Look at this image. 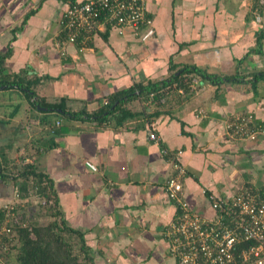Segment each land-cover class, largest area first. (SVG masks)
<instances>
[{
	"label": "crops",
	"instance_id": "0c3cea01",
	"mask_svg": "<svg viewBox=\"0 0 264 264\" xmlns=\"http://www.w3.org/2000/svg\"><path fill=\"white\" fill-rule=\"evenodd\" d=\"M253 5L146 0L150 34L99 32L80 48L61 46L65 0H0V70L38 81L35 97L0 86V209L13 203L23 216L28 201L42 202L37 192L27 202L20 198L22 178L7 167L23 164L8 159L18 155L52 181L56 208L83 234L94 264H176L166 237L179 214L166 196L169 179L182 182L191 212L204 218L214 216L210 198L231 199L242 187L264 191V137L238 141L228 127L249 115L264 128V39L255 51L256 37L264 35V3L260 11ZM188 66L236 77L213 84L189 74L181 81L188 92H175L174 83L161 90L159 102L121 94ZM37 99L64 100L82 117L46 112L32 105ZM101 110L102 117L92 115ZM151 131L157 141L148 138Z\"/></svg>",
	"mask_w": 264,
	"mask_h": 264
},
{
	"label": "built area",
	"instance_id": "2783aa9c",
	"mask_svg": "<svg viewBox=\"0 0 264 264\" xmlns=\"http://www.w3.org/2000/svg\"><path fill=\"white\" fill-rule=\"evenodd\" d=\"M65 2L66 8L59 20L60 32L64 34L62 47L66 43L85 45L99 32L116 31L124 36L130 31L134 37H139L143 32L150 34L153 28L146 0ZM263 3L264 0H258L259 6ZM61 54H64V49ZM197 84L192 79L190 86ZM254 126V120L249 115L235 117L228 125L232 139L251 142L264 137V128L257 124ZM148 138L153 141L158 139L153 131ZM162 155H167L166 150H162ZM175 168L180 175L183 174L184 170L176 164ZM165 192L179 213L166 233L170 242L169 252L176 264H264V192L242 187L231 199L210 198L213 218L191 212L179 179H169ZM0 210L1 246L2 238L12 235L13 228L20 226L22 216L13 203L5 204ZM249 242L256 245L237 250V247ZM0 264H3L1 257Z\"/></svg>",
	"mask_w": 264,
	"mask_h": 264
},
{
	"label": "trees",
	"instance_id": "16d2710c",
	"mask_svg": "<svg viewBox=\"0 0 264 264\" xmlns=\"http://www.w3.org/2000/svg\"><path fill=\"white\" fill-rule=\"evenodd\" d=\"M255 8L258 10L260 8L258 0H254L253 9ZM262 39H264V35L262 34L256 37L255 51H259ZM189 74H195L201 80L210 81L213 84H219L225 81L232 82L234 77H236L211 75L206 73L204 70L188 66L187 68L185 67L183 72L178 76L172 75L167 80L149 82L146 85L135 84L129 89L121 91V94H125V97L127 98L126 100L130 101L133 100L132 98L137 96L135 92H138V96L142 98V100L144 99L143 101H147L149 96L152 95L151 102H159L160 99L162 100V98H165L163 93H161V90L167 87L169 88L174 83H177L175 92L179 87H182L185 92H188L187 86L181 81H183L187 75V78H189ZM37 82L38 81L27 79L24 75H4L3 71L0 70V86L5 85L6 88H12L15 86L20 90H27L25 93L28 97H35L33 86L37 85ZM29 92H32V94L29 95ZM175 92L173 91L171 94L174 95ZM118 97L119 95H114L111 98L110 103L105 108L106 111L109 112L111 105L117 101ZM35 102L36 104L32 103V105L35 107L38 105L39 108L44 107L46 108V112L59 110L60 114L64 118H79L82 117L83 114V112H69L65 107L64 100L50 104L41 99H37ZM92 115L95 117L100 115V117H102L103 113L101 110L94 112ZM254 123L255 126L256 124L258 125L255 121ZM249 126L253 127V124H250ZM55 129V127H52L51 131L53 133H57L59 128ZM61 130H63V128ZM3 162L4 164L6 163L5 160H3ZM18 167L13 165L12 168L16 171V173L12 169L11 171L13 174H17L22 178V182L19 183L18 188L20 198L26 200L29 195L28 193L35 194L37 192L40 199H42V204H37V206L39 205L40 208L43 207L47 211V215L44 214V216H48L54 220L53 222L50 221L46 225H41L37 221H33L35 220V216L33 214H29L25 210V212H23L20 226H15L13 228L12 235L3 237L1 240L0 257L3 264H10V260L12 259H14L15 262L13 263L11 261L12 264H94V253L86 245L83 234L68 227L60 210L56 208L57 197L55 192L52 190V181H50V179L43 172L37 171V169L31 164H23L19 168ZM8 177L9 175L6 176L2 173V178L5 179ZM13 178L16 180L17 176H13ZM49 202H51L50 205ZM22 224L23 226H21ZM64 233H67L71 239H75L73 243L69 242V240L67 241L62 236ZM252 244L256 245L252 242L244 243L237 247V250L240 251V249H247ZM234 253L236 254V252ZM262 255L264 256V250Z\"/></svg>",
	"mask_w": 264,
	"mask_h": 264
},
{
	"label": "rangeland",
	"instance_id": "374dc122",
	"mask_svg": "<svg viewBox=\"0 0 264 264\" xmlns=\"http://www.w3.org/2000/svg\"><path fill=\"white\" fill-rule=\"evenodd\" d=\"M3 96V95H2ZM3 138H4V136H3ZM18 155L16 156V155H11V156H9V158L8 159H13V161H15V163L16 164H22V162H23V164H28V163H30V162H28L27 160L25 161H22V159L20 158V159H18ZM13 162H8V164H7V167H9L10 169H12V170H14L13 168H12V166L14 165V164H12ZM22 164V165H23ZM19 166V165H18ZM14 172L16 173V171L14 170ZM36 201V200H35ZM34 201V204L35 205H37L38 204V202L36 203ZM29 202V201H28ZM41 202H39V204H40ZM34 204L32 205L31 204V200H30V202L29 203H27V204H25V208H24V212H25V210L27 211V213H29V214H33L34 216H35V220H33V221H37L39 224H41V225H46V224H48L50 221L51 222H53V218H49L48 216H44V214L45 215H47V211L43 208V207H41L40 208V206L38 205V206H34ZM42 204V203H41ZM40 204V205H41ZM62 236L68 241L69 240V242H71V243H73V241L75 240V239H71L70 238V236L67 234V233H64V234H62ZM11 261L13 262V263H15L14 262V259H12V260H10V264H12L11 263Z\"/></svg>",
	"mask_w": 264,
	"mask_h": 264
}]
</instances>
